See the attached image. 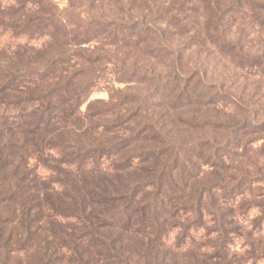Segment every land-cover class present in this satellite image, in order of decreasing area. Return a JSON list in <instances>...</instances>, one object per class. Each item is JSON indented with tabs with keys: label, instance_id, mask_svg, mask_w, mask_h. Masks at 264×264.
<instances>
[{
	"label": "trees",
	"instance_id": "16d2710c",
	"mask_svg": "<svg viewBox=\"0 0 264 264\" xmlns=\"http://www.w3.org/2000/svg\"><path fill=\"white\" fill-rule=\"evenodd\" d=\"M100 1L0 0V264H256L264 248L240 257L237 239L264 236V164L244 159L264 119L207 64L183 69L172 38L264 80V0ZM108 72L111 100L83 114ZM220 104L239 117L188 115Z\"/></svg>",
	"mask_w": 264,
	"mask_h": 264
},
{
	"label": "rangeland",
	"instance_id": "374dc122",
	"mask_svg": "<svg viewBox=\"0 0 264 264\" xmlns=\"http://www.w3.org/2000/svg\"><path fill=\"white\" fill-rule=\"evenodd\" d=\"M55 2L58 4L60 8H63L66 5L65 0H55ZM137 3L140 5L141 4L140 0ZM113 5H114L113 0H103L102 2L100 1V3L96 2V4L90 8H94V10H99V11L104 10L106 12V11H109L111 8L113 9ZM202 22H203V18L200 17L198 25L202 24ZM171 27L173 28V26ZM251 38H254V41H253L254 51L263 50L264 48L262 45L263 43L260 42V39L262 37H259V33L256 32L255 34L251 35ZM172 39H173V44L176 46V49H179L180 51L181 64H183V69L184 67H188L189 69L190 67H197V66L200 67L203 65L206 66L207 64L208 65L207 67L209 69L208 71L209 79L211 80L215 79V80H220V81L224 80V85H225L224 88L227 90V92L231 94L236 95V93H243V98H246V96L250 95L252 98L248 104L249 105L248 108L250 109L249 111L250 112L255 111L257 118L264 119V80L251 77L249 81L246 82L242 78V76L238 77L241 73L239 70L235 68V65L230 63L229 60L225 58L224 56H222L221 54H219V52H216L215 49L212 48V46L210 45H204L202 47L199 46L198 44L193 45V47L189 49H186V50L182 49L184 50L182 53V51L180 50L181 49L180 45L185 41V36L175 35V37H173ZM204 39H205L204 36H203V39H198V43H201ZM126 51L129 54L126 52H121V54H124L127 58H129V61L126 62V67H131L133 65L140 66L143 64L145 55L142 53V50H139L138 48L134 47ZM160 59L161 57L158 58L159 61L157 60L159 62L157 65L158 66L157 68H159L160 70L162 69V71L165 72L167 71V68L165 67L166 63L164 62L168 61V59L162 60L163 62L162 61L160 62ZM117 63H120V62H117ZM105 78L107 80L106 79L102 80V82L99 83V85L90 92V95L88 96L87 101L84 102L82 106L83 114L88 112L87 111L88 105L90 103L109 102L111 100L112 91L110 87L114 84L113 80L115 79V77L112 74H109L108 72ZM120 87L123 88L124 85H120ZM113 94L116 95V92L113 91ZM229 105L230 104H224L223 106V104H220L219 106L221 109L219 112H216L213 110L209 111V109L205 108V110H202V112L200 113V112H197V110H195L194 108H192V110L188 112V115L196 114L198 117L197 120H202L203 117L205 118V117H214V116H218L221 119L231 117V116L239 117V115L233 112L234 109L232 108V106L230 107ZM169 114L170 116L167 115L168 117H177L175 112H170ZM114 115L116 114H110V116H107L105 118V121L110 120L109 117H114ZM255 137L260 139L258 140V142L255 143L254 148L252 149L256 155L250 152L251 154H250L249 160L246 159L247 157H245L244 159L248 161L247 163L252 164L253 162L258 161L260 164H264V157L257 155V154H260L258 153V149H259V146L262 145L263 143V139H261V137H264V132L260 134H255ZM237 151L241 152L242 146L239 147ZM261 155L264 156V154L262 153ZM255 156L258 158L257 160H255ZM30 165L34 167L35 170L43 177H46L51 174V173L49 174L47 170H45L40 165H38L36 161H34V159L30 161ZM253 219H254L253 216H250L247 223H250V221H252ZM241 233L242 235L239 236V238L237 239V253L240 254V257L248 256L247 251L250 249V244L249 243H248L249 245L247 244V240L254 242L262 246V248H264V236L263 237L259 236L260 238H258L257 235H254L252 237L248 236L249 232H248V228L245 227V224L241 230ZM247 237L250 238L251 240L248 239ZM175 240H176V231L170 234V238H169L170 242H168V246H173ZM174 251L178 253V255L176 256L177 260L180 261V260H183L184 258L187 259L186 256L185 257L183 256V254H187L186 250H184L185 252H178L176 250ZM246 264H253V261L250 260V262ZM256 264H264V258L257 260Z\"/></svg>",
	"mask_w": 264,
	"mask_h": 264
}]
</instances>
